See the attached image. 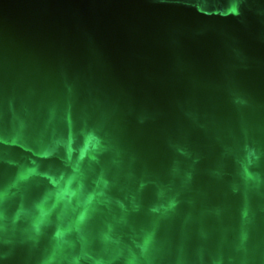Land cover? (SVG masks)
<instances>
[{"label": "water", "instance_id": "1", "mask_svg": "<svg viewBox=\"0 0 264 264\" xmlns=\"http://www.w3.org/2000/svg\"><path fill=\"white\" fill-rule=\"evenodd\" d=\"M0 264H264V0H0Z\"/></svg>", "mask_w": 264, "mask_h": 264}]
</instances>
